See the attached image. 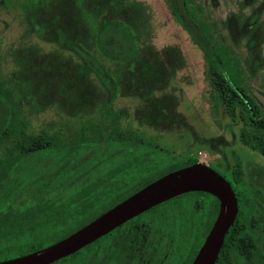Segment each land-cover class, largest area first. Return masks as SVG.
I'll return each instance as SVG.
<instances>
[{
  "label": "flooded vegetation",
  "instance_id": "flooded-vegetation-1",
  "mask_svg": "<svg viewBox=\"0 0 264 264\" xmlns=\"http://www.w3.org/2000/svg\"><path fill=\"white\" fill-rule=\"evenodd\" d=\"M162 2L176 36L185 32L201 50L209 102L240 123L252 159L231 150L228 169L194 150L172 82L186 58L182 45L154 44L149 0H0V261L47 247L162 175L202 163L237 203L213 264H264V153L242 139L243 130L252 141L264 136V104L246 78L264 71V0ZM225 6L218 21L214 9ZM211 48L230 93L248 96L263 122L242 120L241 98L233 113L214 98L225 83L212 81ZM219 208L207 191L184 192L49 264H193Z\"/></svg>",
  "mask_w": 264,
  "mask_h": 264
},
{
  "label": "water",
  "instance_id": "water-1",
  "mask_svg": "<svg viewBox=\"0 0 264 264\" xmlns=\"http://www.w3.org/2000/svg\"><path fill=\"white\" fill-rule=\"evenodd\" d=\"M200 190L214 195L219 213L193 264H213L224 234L237 211L229 183L202 163L173 170L143 186L104 213L57 242L29 254L0 261V264H49L82 248L94 239L150 207L178 194Z\"/></svg>",
  "mask_w": 264,
  "mask_h": 264
},
{
  "label": "rangeland",
  "instance_id": "rangeland-1",
  "mask_svg": "<svg viewBox=\"0 0 264 264\" xmlns=\"http://www.w3.org/2000/svg\"><path fill=\"white\" fill-rule=\"evenodd\" d=\"M149 1L153 6L154 19L157 24V30H159L154 44L158 47L166 45L168 42L170 44L182 45L181 49L186 58L185 68L176 73L175 81L172 82L177 83L180 88L177 92V96L180 98L177 111L185 117L188 124L195 131L192 138L194 150L196 152L201 150L206 153L207 161L214 162L216 165L228 169L231 168L233 163L231 150L235 152L243 150L244 160H251V150L247 149L238 139L240 123L232 122L219 107L214 108L209 102L208 85L203 74L201 50L195 43L189 40L185 32L182 31L183 35L180 36V39L176 36L178 27L173 25L174 23H172L162 0ZM228 8V6H225L223 11L219 7L214 9L218 21L223 19ZM261 19L264 27V12L261 15ZM169 21H171L172 26ZM215 21L219 26L217 19ZM6 39L11 40L13 36L9 35ZM226 41L229 42V39L227 38ZM237 50L239 56L245 55L243 47ZM240 58L242 60L245 59L243 57ZM246 78L248 86L251 88L249 89L251 93L261 104H264V71L258 70L255 75L247 74ZM119 105H128L130 107L129 101H122V104ZM183 128L186 127L183 126ZM200 137L208 140V145L196 141V138ZM178 145L181 146L178 147V151L180 152L184 149V146L182 144Z\"/></svg>",
  "mask_w": 264,
  "mask_h": 264
},
{
  "label": "trees",
  "instance_id": "trees-1",
  "mask_svg": "<svg viewBox=\"0 0 264 264\" xmlns=\"http://www.w3.org/2000/svg\"><path fill=\"white\" fill-rule=\"evenodd\" d=\"M132 43V42H131ZM132 48V44H131V47ZM217 51L212 49L209 50V60L214 64V73L212 74V81L215 82V83H221V82H224L225 83V86L223 84H220L219 88H215V96L214 98L215 99H219L221 100L227 108L230 109V112H235L236 110V106L239 105L237 103V98H241L242 100V104L239 105L240 107V111H239V115L240 117L242 118V120L244 122H246L248 125L250 126H254L257 121L259 122H263L262 120H258L257 119V116H256V111L253 110V103H251L250 101L249 102H246L245 99H250L248 96L247 97H244V96H240L239 94L236 93L235 94H232L230 93V89L232 90L231 92H235V88L234 87H231L229 84H228V79H226L225 77H223L221 71L219 70V64H218V61H217ZM130 59V56L128 57ZM119 60H123V58H118ZM134 63L135 61L132 60L131 63ZM132 63V64H133ZM230 79H231V82L233 83V79L230 75ZM243 135H246L245 137H243L242 139L243 140H247V142L251 143L250 145L252 146H258L261 150V152L264 153V136L263 138L259 139L258 141H255V140H251L252 139V136L253 134H251V132L249 130H243ZM254 136V135H253Z\"/></svg>",
  "mask_w": 264,
  "mask_h": 264
}]
</instances>
